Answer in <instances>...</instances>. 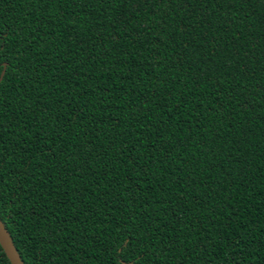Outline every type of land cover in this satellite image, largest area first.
<instances>
[{
	"label": "trees",
	"instance_id": "obj_1",
	"mask_svg": "<svg viewBox=\"0 0 264 264\" xmlns=\"http://www.w3.org/2000/svg\"><path fill=\"white\" fill-rule=\"evenodd\" d=\"M3 68L24 264H264V0H0Z\"/></svg>",
	"mask_w": 264,
	"mask_h": 264
},
{
	"label": "water",
	"instance_id": "obj_2",
	"mask_svg": "<svg viewBox=\"0 0 264 264\" xmlns=\"http://www.w3.org/2000/svg\"><path fill=\"white\" fill-rule=\"evenodd\" d=\"M3 68L2 72L0 73V81L2 80V77L4 75ZM0 245L8 258L10 264H24L20 254L18 253L13 240L11 238V235L7 228L5 227L3 221L0 218ZM125 264V263H122Z\"/></svg>",
	"mask_w": 264,
	"mask_h": 264
}]
</instances>
